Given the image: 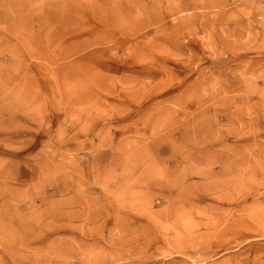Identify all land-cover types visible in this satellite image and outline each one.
<instances>
[{
	"label": "rangeland",
	"instance_id": "1",
	"mask_svg": "<svg viewBox=\"0 0 264 264\" xmlns=\"http://www.w3.org/2000/svg\"><path fill=\"white\" fill-rule=\"evenodd\" d=\"M0 264H264V0H0Z\"/></svg>",
	"mask_w": 264,
	"mask_h": 264
}]
</instances>
